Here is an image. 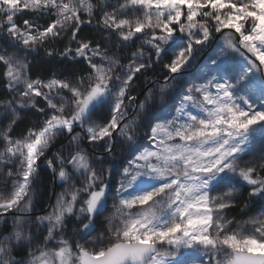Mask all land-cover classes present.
<instances>
[{
    "label": "snow or ice",
    "instance_id": "snow-or-ice-1",
    "mask_svg": "<svg viewBox=\"0 0 264 264\" xmlns=\"http://www.w3.org/2000/svg\"><path fill=\"white\" fill-rule=\"evenodd\" d=\"M26 11L34 15L21 27L17 18ZM47 17L54 19L44 26ZM85 25L107 33L104 44L81 37ZM112 36L121 51L141 43L121 57ZM65 37L58 54L84 61L86 75L32 78L27 56ZM0 39L12 97L0 101V222L12 214V230L0 233V264H264V210L242 221L227 215L245 189L264 208V0H0ZM165 58L161 105L151 103L149 90L129 120L135 79ZM169 87L178 104L164 103ZM25 109L46 118L13 138ZM139 127L147 129V146ZM62 137L67 144L48 159ZM85 143L104 155L93 161ZM116 151L131 159L107 217V239L101 234L87 247L66 231L70 222L80 238L95 230L108 207V180L120 171L115 160L103 163ZM41 158L69 190L33 221Z\"/></svg>",
    "mask_w": 264,
    "mask_h": 264
},
{
    "label": "trees",
    "instance_id": "trees-1",
    "mask_svg": "<svg viewBox=\"0 0 264 264\" xmlns=\"http://www.w3.org/2000/svg\"><path fill=\"white\" fill-rule=\"evenodd\" d=\"M33 13L30 12H24L17 18V23L23 27V20L24 19H32ZM84 19H87V17H83ZM99 17L97 16L96 19ZM54 17H47L40 21V23L44 26H46ZM101 35H107V33H99L97 32L93 27L85 25L81 32V37H89L92 38L94 42H99L101 44H104V40L101 39ZM6 43L5 40L0 39V44ZM68 40L67 37L63 41H56L53 44L45 45L44 47L38 48L36 51L30 53L27 56L28 61L30 62L29 71L32 76V78L39 77L40 79H48L53 77L54 75L57 78H67L69 80H74L78 76L86 75L87 68L85 66L84 61H80L78 63H73L71 60L66 59L62 56H60L58 53L62 52L67 45ZM141 41L137 40L135 46H130L128 48H123L121 51V45L117 39L116 36L111 37L110 44L112 47V52H119V55L121 57L127 56L131 51L135 50V47H138L140 45ZM213 43V41H212ZM212 43L209 45V47L201 53V56L206 53L210 47L212 46ZM76 45L73 44L72 47L74 48ZM51 47L54 50V55L48 56L46 54L45 48ZM147 51V48L145 49ZM111 54V53H110ZM200 56V57H201ZM200 59V58H199ZM199 61V60H198ZM129 61L127 59L121 60L122 64H127ZM169 62L168 58H165L163 62L160 64H154L153 69L151 71H148L147 73H144L143 75L138 76L134 83L137 85V87L131 92V95L135 96L136 99L133 101L129 107L128 112V119H133L137 112L139 111L138 108H135V103L140 104L144 102L145 97L149 94V90L154 94L152 97L151 103L159 107L161 105V99L160 94L158 93L161 86L164 84L165 76L168 75L167 70L164 69L163 64ZM4 71L5 68L2 64H0V101L11 99V93L7 90L6 87V80L4 77ZM154 82V84H152ZM158 89V90H157ZM164 103H168L166 100ZM42 106V105H41ZM1 109V108H0ZM46 117L44 115L39 114L35 110L32 109H25L22 112H20V119L17 121L15 126L13 127V131L10 133V135L13 138H23L29 129L32 128H39L42 126V122ZM4 123L6 122H0V129L3 128ZM77 132H81V130L76 129ZM147 131L144 127H139L137 129V133L139 136V142L140 144H144V142H149L144 133ZM81 134H83L81 132ZM67 144V137L60 138L56 144L53 145L51 149L46 153V157L48 159H52L53 155L61 150V145ZM84 149L87 151L88 155L90 156L93 161L96 160V157L103 156L104 150L102 148H93L91 145L85 143L83 145ZM117 148H120V145H117ZM113 160H115L117 167L120 169V171L116 172L109 180L108 183L110 184V191L118 184V176L122 174V169L125 167V163L127 161V156L125 153L123 154L122 151H116L113 153L112 157H108L104 160L103 167L108 168L112 165ZM40 169H39V179L36 181L33 185L32 190V197H33V207L32 211L28 214L29 218L31 220H35L38 216H45L48 215L53 208L55 207L57 198L60 196L61 193L67 192L68 186L65 184H62L58 179H56L57 184L56 188L54 190V173L50 168H48L45 164V158H41L40 162ZM94 167H97L99 169L100 165L94 163ZM80 181L76 182L77 187L80 186ZM11 189L10 183L8 184L7 191ZM53 197V200L48 207L51 199ZM83 199V197H81ZM251 199L248 198V190H244V194L242 198L240 199L239 203L236 204L235 207L232 208L234 216L238 217V219H243L244 216L247 214L248 211H245L244 205L249 203ZM251 207L248 210H253L256 208V205L261 202L258 198L252 199ZM109 202H110V196L108 200V207L105 211H108L109 208ZM243 209V211H242ZM107 219H103L102 217H99L96 222V228L95 232L98 229H100L102 226H105V223ZM12 224V214L10 213L8 215L7 222H0V233H8L10 232ZM78 227V224L74 222H70L69 227L66 231V237L70 240H72L74 237L75 239L79 240L80 243L85 244L86 240L88 239L89 234H85L83 238H80V236L74 231ZM33 231H35V227L33 228ZM41 241L43 239V236H41ZM55 247V245H52ZM86 246V245H85Z\"/></svg>",
    "mask_w": 264,
    "mask_h": 264
},
{
    "label": "rangeland",
    "instance_id": "rangeland-1",
    "mask_svg": "<svg viewBox=\"0 0 264 264\" xmlns=\"http://www.w3.org/2000/svg\"><path fill=\"white\" fill-rule=\"evenodd\" d=\"M216 43H217V41H216V40H213V43H212V46L210 47V49L200 57V59H199V61H198L199 64H203V63L207 60L208 56L213 52ZM191 71H195V69H192ZM157 90H158V89H157ZM158 93H159L160 96H161L160 89H159ZM168 94H171V97H172L171 100L168 99ZM168 94H165V100L168 102V103H166V104H168V105H171V104H178L180 96H179V94H177V92L175 91V89H174L173 87H169V89H168ZM2 110H3V109L1 108L0 111H2ZM168 110L171 111V107H169ZM0 128H1V127H0ZM148 143H149V142H144V144H142V145H143V146H147ZM123 154H124V153H123ZM125 155H126V154H125ZM126 156H127V161H128L129 159H131L130 156H128V155H126ZM127 161H126V163H125L124 166H127ZM39 162H40V161H39ZM39 162H38V163H39ZM121 175H122V174H121ZM120 179H121V178H120V175H119V176H118V184H117L116 188L114 187V188L112 189V191H110V194H109V196H110L109 208H108V211H105L104 214H103V216H101L103 219H107V217H108V216L111 214V212H112V204L115 202V197H116V194H117V190L119 189V181H120ZM9 191H11V189H10ZM243 194H244V191H243ZM239 201H240V200H239ZM239 201L237 202V204L239 203ZM251 201H253V200L251 199V200L249 201V203H248V207L245 208V211H248V212H247V214L244 216L243 219H240V220H239L238 217L234 216V213H233L232 208L229 209V210H227V215H228L229 217H231V218H234L235 221H242V220H247L248 217L253 216V215H255V214L261 212L262 210H264V208H262V206H261V205H262V202H259V203L256 205V208H255V209H253V210H252V209H251V210H248V209L251 207V205H253V204L251 203ZM106 222H107V221H106ZM107 226H108L107 223H105V226H104V227L102 226V227H101L100 229H98L97 231H95V232H91V233L89 234L88 239L86 240V242H87V241H92V240H94L97 236H100L101 234H103L104 237H105V239H107V233L105 232V229L107 228ZM85 245H86L87 247H94V245H92V244H88V243H85Z\"/></svg>",
    "mask_w": 264,
    "mask_h": 264
},
{
    "label": "water",
    "instance_id": "water-1",
    "mask_svg": "<svg viewBox=\"0 0 264 264\" xmlns=\"http://www.w3.org/2000/svg\"><path fill=\"white\" fill-rule=\"evenodd\" d=\"M152 84H153V83H152ZM136 105H137V102H136ZM135 108H136V106H135ZM54 180H55V181H54V190H55V188H56V184H57V181H56V178H55ZM52 200H53V197H52V199H51V201H50L48 207L50 206Z\"/></svg>",
    "mask_w": 264,
    "mask_h": 264
}]
</instances>
